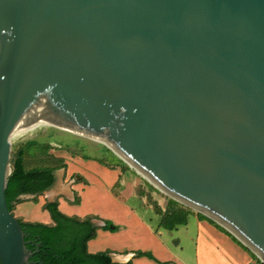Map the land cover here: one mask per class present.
<instances>
[{
    "label": "water",
    "instance_id": "1",
    "mask_svg": "<svg viewBox=\"0 0 264 264\" xmlns=\"http://www.w3.org/2000/svg\"><path fill=\"white\" fill-rule=\"evenodd\" d=\"M54 128L264 264V0H0V264L32 256L5 197L12 140Z\"/></svg>",
    "mask_w": 264,
    "mask_h": 264
},
{
    "label": "crops",
    "instance_id": "2",
    "mask_svg": "<svg viewBox=\"0 0 264 264\" xmlns=\"http://www.w3.org/2000/svg\"><path fill=\"white\" fill-rule=\"evenodd\" d=\"M64 162L65 168L55 170L48 201L57 200L58 209L67 215L91 216L99 228L87 242L88 252L107 250L113 264H260L252 252L227 232L199 219L196 211H191L185 224L172 230L161 227V217L148 195L138 190L140 179L131 167L113 168L80 157H69ZM23 202L16 204V217L51 222L48 212L39 204L32 210L35 215H28L27 209L20 206ZM168 205L160 209H172L173 205ZM145 213L152 215L154 223ZM106 221L116 229H102ZM137 250L149 252L153 258L136 256Z\"/></svg>",
    "mask_w": 264,
    "mask_h": 264
},
{
    "label": "trees",
    "instance_id": "3",
    "mask_svg": "<svg viewBox=\"0 0 264 264\" xmlns=\"http://www.w3.org/2000/svg\"><path fill=\"white\" fill-rule=\"evenodd\" d=\"M64 143V144H63ZM59 148L78 147L83 150L86 145L81 144L79 138H72L69 142H59ZM49 147V146H48ZM99 155L90 157L82 155L83 159H94L100 163L111 167L128 168L127 164L118 158L105 145L98 148ZM62 161L60 158H54ZM60 159V160H59ZM11 173L8 177V184L5 189V197L8 209L12 212L14 205L22 202L18 198L22 194L39 195L46 189H49L55 180V170L65 168L66 163L62 162L57 165H46L39 167L26 168L24 159V150L18 147L10 157ZM177 208L165 210L164 212L158 205L153 207L157 214L160 215L159 225L165 229L172 230L177 225L185 224L191 209L179 204ZM42 209L46 210L50 216L51 222L44 223L40 221H28L16 217L19 220L24 232V240L27 242L26 247L32 252L29 258L30 264H113L109 251L88 252L87 242L94 238L96 230L99 228L91 221V216L79 217L76 215H67L58 209V201H45ZM199 219H204L222 229L232 236L241 246L250 251L235 236L225 228L217 224L207 216L198 213ZM110 221H106L102 229L114 231L117 226H112ZM39 243V244H37ZM251 252V251H250ZM136 256H147L153 258L151 253L137 250ZM255 257V254L252 252Z\"/></svg>",
    "mask_w": 264,
    "mask_h": 264
},
{
    "label": "rangeland",
    "instance_id": "4",
    "mask_svg": "<svg viewBox=\"0 0 264 264\" xmlns=\"http://www.w3.org/2000/svg\"><path fill=\"white\" fill-rule=\"evenodd\" d=\"M72 138H79L81 140V144L86 145V147L83 150H81L78 147H73V146L69 147L68 149H64L63 148L64 146L61 148L57 146L59 142H62V141L69 142ZM100 145L101 144L99 142L91 140L89 138L78 136V135L69 133L67 131L54 128L53 131L43 134V135L24 136V137H20V138H16L12 140L11 154L18 147L23 148L25 166L26 168H31V167H39V166H46V165L47 166L57 165V164L64 162L65 159L69 157H73V158L80 157L81 158L82 155H88L90 157H95V156L97 157L99 155L98 148L100 147ZM54 158H60L62 161H58L57 159H54ZM131 170H133L134 173L136 172L133 168H131ZM60 172L61 171L58 172V175L60 174ZM135 174L140 179V185L138 186V190L148 195V200L150 203H152V205L154 204L158 205L157 202L160 201V204L158 205L159 208L166 207L168 204L173 205L171 207L172 209L180 206L179 205L181 204L180 202L174 200L168 194L156 188L152 183H150L141 174L139 173H135ZM72 179H75V177ZM53 186H51L50 188H52ZM50 188L46 189L44 192H42L39 195H30L28 197L20 198L22 201H24L23 204L20 206H23L27 209L28 215H35L32 212V210L35 209L36 204H39L40 208H42L43 203L45 201H48V196L50 195H48L47 193H48V190H50ZM15 210H16V204L14 205L12 212L14 213ZM147 215H149L148 218L151 219V221L154 223L155 219H153L152 215L150 213L148 214L145 213L146 217ZM256 259L258 262H260L257 256H256Z\"/></svg>",
    "mask_w": 264,
    "mask_h": 264
},
{
    "label": "bare ground",
    "instance_id": "5",
    "mask_svg": "<svg viewBox=\"0 0 264 264\" xmlns=\"http://www.w3.org/2000/svg\"><path fill=\"white\" fill-rule=\"evenodd\" d=\"M139 174H141V173H139ZM141 175H143V174H141ZM145 178H146V176H145ZM147 179V178H146Z\"/></svg>",
    "mask_w": 264,
    "mask_h": 264
}]
</instances>
